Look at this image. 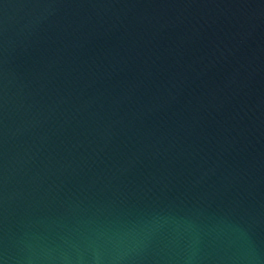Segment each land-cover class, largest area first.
<instances>
[{
  "label": "water",
  "instance_id": "1",
  "mask_svg": "<svg viewBox=\"0 0 264 264\" xmlns=\"http://www.w3.org/2000/svg\"><path fill=\"white\" fill-rule=\"evenodd\" d=\"M0 264H264V0H0Z\"/></svg>",
  "mask_w": 264,
  "mask_h": 264
}]
</instances>
